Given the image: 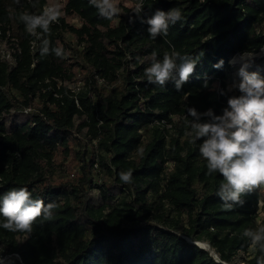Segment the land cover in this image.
I'll return each instance as SVG.
<instances>
[{
  "label": "trees",
  "instance_id": "1",
  "mask_svg": "<svg viewBox=\"0 0 264 264\" xmlns=\"http://www.w3.org/2000/svg\"><path fill=\"white\" fill-rule=\"evenodd\" d=\"M46 4L0 0V195L27 187L57 208L30 235L0 227V264H233L250 247L248 264H256L259 246L242 233L264 227V187L224 210L215 194L223 177L207 175L185 118L189 107L219 115L227 106L231 94L220 91L231 57L264 47V0H144L145 18L156 9L183 13L155 40L139 19L129 23L133 8L108 20L88 0H67L65 11L82 20L71 32L83 48L54 22L49 39L68 53L63 59L42 57L10 14ZM173 48L199 57L181 91L144 75L153 53L162 59ZM76 80L84 82L78 92L66 85ZM128 169L133 181L123 183Z\"/></svg>",
  "mask_w": 264,
  "mask_h": 264
},
{
  "label": "clouds",
  "instance_id": "2",
  "mask_svg": "<svg viewBox=\"0 0 264 264\" xmlns=\"http://www.w3.org/2000/svg\"><path fill=\"white\" fill-rule=\"evenodd\" d=\"M20 4V0H14ZM90 6L95 7L105 19L112 20L121 9L119 0H88ZM33 7H36L33 4ZM129 23L139 19L146 24L149 37L153 40L160 36H167L170 26L183 20L182 10L173 7L167 11L156 9L155 12L144 17V0H137ZM63 15L59 3L46 5L39 13H21L19 19L24 24L25 31L39 41L40 55L54 54L63 59L68 53L62 46L53 48L49 39L50 25L59 22ZM38 29L40 31H38ZM253 53L245 51L238 58L229 61L240 67L237 70L238 79L233 80L220 95H228L227 106L217 115L209 108L204 112L195 107L187 109L185 118L190 142L199 144L200 156L206 161L207 175L216 173L223 177L216 191L222 201V208L230 211L236 206H243L244 196L254 190L264 187V75H261L259 66L255 65ZM199 57L181 54L173 48L164 51L162 59L152 54L151 64L145 68L144 75L149 83L161 87L171 81L177 91L195 74ZM224 60L220 59L212 67L221 69ZM253 67L256 70H250ZM205 82L204 87H207ZM190 117L191 119H188ZM121 182L132 183L133 170L119 173ZM56 202L45 203L43 199L33 198L27 187H13L0 195V216L4 221L0 227L10 232L31 234L34 222L39 218L51 221L54 218ZM252 246H259V255L256 264H264V227L247 228L242 233Z\"/></svg>",
  "mask_w": 264,
  "mask_h": 264
},
{
  "label": "rangeland",
  "instance_id": "3",
  "mask_svg": "<svg viewBox=\"0 0 264 264\" xmlns=\"http://www.w3.org/2000/svg\"><path fill=\"white\" fill-rule=\"evenodd\" d=\"M66 2L67 0H47L46 5H51V4H56V3H59L61 5V11L63 15L60 17L59 23L61 27L66 31L65 35L67 39L70 40L72 45L76 47V49H82L83 48L82 39L78 37L77 35H75L73 32H71V29H77L82 26V20L76 14L65 11ZM136 2L137 0H119L118 7L120 9L134 8ZM25 11L26 10L24 9L16 8L12 12H10L11 16L13 17V23H14L15 29H18L19 27L24 26V24L20 21L19 17L21 13ZM251 53L258 55L257 58H255V65L259 66L261 75H264V47L261 48L258 52H251ZM4 54H6L7 58H10V54H8V52L4 51ZM236 56H239V54H237ZM239 67H240V64L233 65V69L228 74V78H227L228 85L232 83L233 80L238 79L236 73ZM250 70H256V68L253 67ZM83 83L84 82L82 80H76L70 83L67 82L66 85H68V88L71 89L72 91L78 92L84 88ZM59 85H61L60 81H59ZM230 94L232 95L234 93H230ZM198 244L205 249H210L209 244L206 242H198ZM254 249H255L254 247H250L247 252L245 251L239 252L235 257L233 264H248V259L250 255L253 253ZM211 252L215 257H217V255L215 254L213 250Z\"/></svg>",
  "mask_w": 264,
  "mask_h": 264
},
{
  "label": "bare ground",
  "instance_id": "4",
  "mask_svg": "<svg viewBox=\"0 0 264 264\" xmlns=\"http://www.w3.org/2000/svg\"><path fill=\"white\" fill-rule=\"evenodd\" d=\"M254 55H255V56H258L257 54H254ZM233 58H238V56H236V55H235V56H232L231 59H230V61L233 60ZM235 64H240V63H239V61H237ZM213 253H214V252H213Z\"/></svg>",
  "mask_w": 264,
  "mask_h": 264
},
{
  "label": "water",
  "instance_id": "5",
  "mask_svg": "<svg viewBox=\"0 0 264 264\" xmlns=\"http://www.w3.org/2000/svg\"><path fill=\"white\" fill-rule=\"evenodd\" d=\"M195 244H198V243H195Z\"/></svg>",
  "mask_w": 264,
  "mask_h": 264
}]
</instances>
